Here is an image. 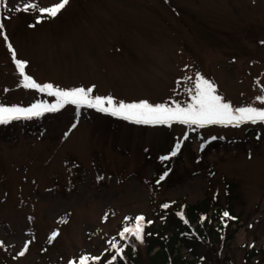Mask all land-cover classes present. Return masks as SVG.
<instances>
[{
    "label": "rangeland",
    "instance_id": "obj_1",
    "mask_svg": "<svg viewBox=\"0 0 264 264\" xmlns=\"http://www.w3.org/2000/svg\"><path fill=\"white\" fill-rule=\"evenodd\" d=\"M59 2L0 6V104L55 102L21 86L10 43L41 85L184 105L200 73L234 107H264V0H70L41 23L23 11ZM109 115L68 105L35 132L0 131V264H79L102 256L136 216L161 230L176 206L211 198L230 207L234 219H223L234 234L225 246L198 244L200 264H264V125L140 127Z\"/></svg>",
    "mask_w": 264,
    "mask_h": 264
},
{
    "label": "snow or ice",
    "instance_id": "obj_2",
    "mask_svg": "<svg viewBox=\"0 0 264 264\" xmlns=\"http://www.w3.org/2000/svg\"><path fill=\"white\" fill-rule=\"evenodd\" d=\"M69 2L70 0H60L59 3L50 7H40L35 3H27L24 5L23 11H38L39 17L36 22L41 23L45 14L47 18H56ZM0 6L7 7L6 0H0ZM34 26L32 25V27ZM4 27V24L0 23V36L7 42L8 36L4 32ZM7 47L22 77L21 86L25 89H35L40 93H46L48 96L54 97L55 102L37 101L27 107L0 104V124L6 125L16 120L39 118L45 113L58 112L68 105H75L77 108L95 109L99 112L107 113L136 124H162L171 126L174 123H178L188 125L189 127L194 125L197 128H204L208 125L216 124L233 127H239L249 123L264 125V107L252 105L234 107L231 103L226 102L223 96L217 93L214 82L204 78L200 73H196L193 87L185 89L190 99L184 105L179 102H174L171 105L166 103L152 104L147 100L138 102L116 101L111 95L93 96L94 86L87 89L84 87L64 89L54 86L51 83L41 85L25 73L27 62L17 58V53L13 46L8 43ZM185 79L191 80L192 78L186 77ZM256 99L264 104V96H258ZM179 151L180 144L177 143L171 156H176ZM162 159L167 160L169 157L166 156ZM163 178L162 176L161 179ZM162 207L166 209L169 205L165 204ZM178 215L183 218L182 212L178 213ZM223 216L232 218L227 211L223 213ZM133 219L135 221L134 224L125 226L119 233V236L125 241L134 238L135 241L143 243L145 237V217L140 215ZM147 223L150 224L151 221H147ZM56 235L58 233L53 232L51 238H55ZM110 243L111 247L116 249V254L108 261V264H113L118 256L123 259L122 254L124 253V248L118 246L115 242ZM2 244L3 242H0V245ZM26 251L27 245L24 246V250L19 252V256H24ZM89 259L96 262L100 261L101 258L99 256H81L79 264H87ZM69 264H74V262L69 261Z\"/></svg>",
    "mask_w": 264,
    "mask_h": 264
},
{
    "label": "trees",
    "instance_id": "obj_3",
    "mask_svg": "<svg viewBox=\"0 0 264 264\" xmlns=\"http://www.w3.org/2000/svg\"><path fill=\"white\" fill-rule=\"evenodd\" d=\"M167 2V0H163ZM175 11L174 8H172ZM33 118L27 120H16L10 124H0V131L6 129L9 125L19 126L24 130H38L37 126L42 127L45 118ZM113 122H121L116 116H104ZM42 118V119H40ZM129 122V121H128ZM104 124V123H103ZM102 124V125H103ZM135 124V123H133ZM144 127L145 124H135ZM229 187V185H227ZM227 194V192H225ZM165 203L159 205L161 213L164 214L166 209L162 207ZM220 207L214 202V198L203 200L194 204H183L180 207L174 208L173 214L170 216L164 215L167 222L164 223L161 230L150 225L145 220L144 227V242L140 243L130 238L127 241L123 240L119 235L112 240L118 246L124 248L123 259L119 256L113 264H200L205 260L204 256H198L195 250L197 245H209L213 242H222L226 245L227 241L233 239L234 230L230 226V222L223 219V213L227 211L231 217L230 207ZM183 213V218L178 213ZM211 212V215L208 213ZM167 216V217H166ZM234 218V217H233ZM187 221V222H185ZM226 224V225H225ZM129 224L127 226H131ZM111 242V241H110ZM109 242L108 249H106L100 261L93 262L91 259L87 264H108L112 256L116 254V249L111 247ZM224 245V246H225ZM181 249H185L193 260H187L181 254ZM252 253L257 255L258 250L253 249ZM200 257H203L201 260Z\"/></svg>",
    "mask_w": 264,
    "mask_h": 264
}]
</instances>
